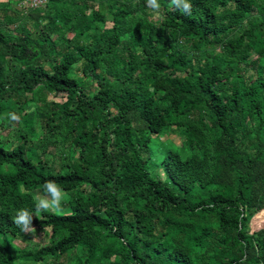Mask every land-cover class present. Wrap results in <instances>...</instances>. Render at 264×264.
Returning a JSON list of instances; mask_svg holds the SVG:
<instances>
[{
    "label": "trees",
    "instance_id": "1",
    "mask_svg": "<svg viewBox=\"0 0 264 264\" xmlns=\"http://www.w3.org/2000/svg\"><path fill=\"white\" fill-rule=\"evenodd\" d=\"M4 6L0 264H264V0Z\"/></svg>",
    "mask_w": 264,
    "mask_h": 264
},
{
    "label": "rangeland",
    "instance_id": "2",
    "mask_svg": "<svg viewBox=\"0 0 264 264\" xmlns=\"http://www.w3.org/2000/svg\"><path fill=\"white\" fill-rule=\"evenodd\" d=\"M0 4H5V9L6 11L10 10H15L16 12L20 11L23 14L21 15L22 17L19 18L20 21H23L25 26L29 29V30H33L35 27V24L33 22L30 21H26V15L24 14L26 12L25 9L19 7L17 0H0ZM9 12H7V14H9ZM154 16H156L154 14ZM25 20V21H24ZM11 29V26L8 28ZM12 30V29H11ZM66 38L70 37L69 34L65 35ZM47 100H53L55 102H61L62 99L59 97H52V96H48ZM34 104H29L26 105L24 107V111L28 112L30 110H32L34 108ZM14 120V125L12 124L11 127L8 128H0V148L3 150H9L12 146L15 145L16 143V138H15V133L14 130L16 128V126L18 125V122H16V118L13 117ZM17 123V124H16ZM43 135H44V130L42 131L41 128H39L37 126L36 128V136L31 138V139H43ZM159 143H161L162 146L168 145V143L178 147L181 142L182 139L175 135V134H168L166 135V137H159L158 139ZM47 158L49 160H51L53 163L58 164L60 163V160L62 158L61 155L58 154V151L53 150V148L48 147L47 148ZM154 160L157 161L158 160V155H154ZM161 176V175H159ZM38 196L36 195V198ZM64 195H53L50 198L51 203H43L42 206H44L46 209L51 210V211H56L58 212L59 210L61 211V209H64L65 205H64ZM263 211H260L259 213L255 214L251 219H250V229L251 230H256L259 228H262L260 226H255V221L258 220V217L260 215V213H262ZM264 229V228H262ZM46 230H28L26 232V235L21 238V239H17V240H13L10 245H12L13 247L16 248H23L26 247L28 249L34 248L35 246H43L47 243L46 240V235H45Z\"/></svg>",
    "mask_w": 264,
    "mask_h": 264
},
{
    "label": "built area",
    "instance_id": "3",
    "mask_svg": "<svg viewBox=\"0 0 264 264\" xmlns=\"http://www.w3.org/2000/svg\"><path fill=\"white\" fill-rule=\"evenodd\" d=\"M46 0H17L19 7L21 8H37L45 4Z\"/></svg>",
    "mask_w": 264,
    "mask_h": 264
},
{
    "label": "clouds",
    "instance_id": "4",
    "mask_svg": "<svg viewBox=\"0 0 264 264\" xmlns=\"http://www.w3.org/2000/svg\"><path fill=\"white\" fill-rule=\"evenodd\" d=\"M16 223L19 224V221L16 219Z\"/></svg>",
    "mask_w": 264,
    "mask_h": 264
}]
</instances>
